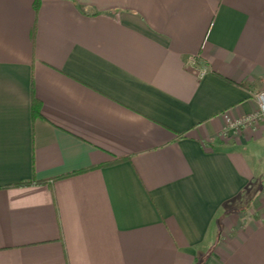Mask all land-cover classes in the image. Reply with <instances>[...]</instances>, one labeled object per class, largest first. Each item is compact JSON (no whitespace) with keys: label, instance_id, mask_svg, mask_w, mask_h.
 Returning <instances> with one entry per match:
<instances>
[{"label":"crops","instance_id":"0c3cea01","mask_svg":"<svg viewBox=\"0 0 264 264\" xmlns=\"http://www.w3.org/2000/svg\"><path fill=\"white\" fill-rule=\"evenodd\" d=\"M263 89L264 0H0V264H264Z\"/></svg>","mask_w":264,"mask_h":264},{"label":"built area","instance_id":"2783aa9c","mask_svg":"<svg viewBox=\"0 0 264 264\" xmlns=\"http://www.w3.org/2000/svg\"><path fill=\"white\" fill-rule=\"evenodd\" d=\"M196 58H189L191 63L195 64ZM205 73V70L200 72L201 75ZM255 98L258 102V111L250 114L244 118L238 119L230 124L231 130H238L242 126L253 124L254 122L264 119V89L255 92ZM262 195L264 196V189L262 190Z\"/></svg>","mask_w":264,"mask_h":264}]
</instances>
